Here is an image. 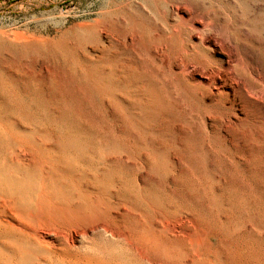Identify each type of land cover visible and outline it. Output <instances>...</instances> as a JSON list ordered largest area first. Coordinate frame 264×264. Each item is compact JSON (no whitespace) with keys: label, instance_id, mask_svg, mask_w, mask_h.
I'll list each match as a JSON object with an SVG mask.
<instances>
[{"label":"rangeland","instance_id":"1","mask_svg":"<svg viewBox=\"0 0 264 264\" xmlns=\"http://www.w3.org/2000/svg\"><path fill=\"white\" fill-rule=\"evenodd\" d=\"M177 1L0 0V264H264V0Z\"/></svg>","mask_w":264,"mask_h":264},{"label":"bare ground","instance_id":"2","mask_svg":"<svg viewBox=\"0 0 264 264\" xmlns=\"http://www.w3.org/2000/svg\"><path fill=\"white\" fill-rule=\"evenodd\" d=\"M185 2L186 0H178L177 2H172L169 4V8L172 14L176 16L178 23L174 25L172 29L173 32L169 37H167V39L170 40L171 38H175L180 41L182 35V40L184 41L185 38H192L193 34L197 31H200L203 36L207 38L209 33L214 31V36L221 37L223 42H226L227 44L233 43L232 38H230V36L226 33L225 29L222 26H218L217 24L213 23L212 10L186 8L183 5ZM166 41L167 40L164 39L162 43ZM202 41L203 39L200 38V42ZM193 46L194 45L192 44L191 49L184 51V58L180 63L179 69L194 67L197 70L201 69L206 71L207 75L213 76L219 70H223L225 72H231L232 70H235V65L240 59L239 52L236 49H233L232 59L218 63V61L200 57L199 52ZM215 49H219V44H215ZM262 82L264 84V79H262ZM255 90L259 91L258 88H255ZM245 91L247 95H250L249 88H246Z\"/></svg>","mask_w":264,"mask_h":264}]
</instances>
